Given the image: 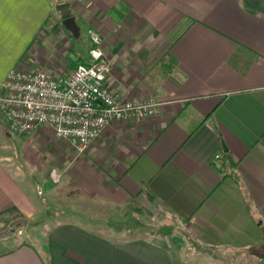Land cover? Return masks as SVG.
Masks as SVG:
<instances>
[{
	"label": "crops",
	"instance_id": "obj_1",
	"mask_svg": "<svg viewBox=\"0 0 264 264\" xmlns=\"http://www.w3.org/2000/svg\"><path fill=\"white\" fill-rule=\"evenodd\" d=\"M65 2L79 27L100 33L112 90L162 105L154 117L111 124L84 155L66 150L65 172L51 170L61 180L43 184L61 155L49 145L54 132L18 135L0 111V220L47 218L1 251L0 264H225L186 253L185 241L260 264L264 0ZM51 20L63 23L51 0H0V91L33 48L43 50ZM72 57L73 69L88 63ZM145 213L163 227L126 224Z\"/></svg>",
	"mask_w": 264,
	"mask_h": 264
},
{
	"label": "built area",
	"instance_id": "obj_2",
	"mask_svg": "<svg viewBox=\"0 0 264 264\" xmlns=\"http://www.w3.org/2000/svg\"><path fill=\"white\" fill-rule=\"evenodd\" d=\"M88 63L55 76L19 65L8 74L0 91V111L13 132L32 134L49 128L78 156L84 155L113 123L154 117L161 102L149 97L129 99L114 92L112 68L96 30L89 31ZM222 155H217L216 160ZM53 181L61 174L55 171Z\"/></svg>",
	"mask_w": 264,
	"mask_h": 264
},
{
	"label": "rangeland",
	"instance_id": "obj_3",
	"mask_svg": "<svg viewBox=\"0 0 264 264\" xmlns=\"http://www.w3.org/2000/svg\"><path fill=\"white\" fill-rule=\"evenodd\" d=\"M67 0H51V2L54 5V9H56V6L60 3H65ZM69 1V0H68ZM51 23V24H50ZM48 24V26L43 30L41 35L38 38V45L43 50H35L33 48V51H31L25 60L22 61L21 65H23L26 69L34 70V71H45L48 73H54L56 74H64L68 73V70H73V64H75L72 61V55H75L77 58H85L88 55V49L90 46V40H89V30H87V27L80 26V37L78 39L74 38L72 34H67L64 31V25L63 23H54L53 20H51ZM63 33V35H61ZM70 35V36H69ZM45 50H47L48 53H45ZM71 56V58H70ZM81 61V60H80ZM79 61V62H80ZM53 65H52V64ZM51 64L53 71L48 70L45 66ZM156 66L152 68V70L156 69V73L159 72L158 70H161L160 68H157V63H155ZM69 71V72H70ZM152 74L151 77L155 76ZM152 97V96H149ZM147 97V98H149ZM7 122V121H6ZM9 126V124H8ZM10 128V126H9ZM8 128V129H9ZM12 131V129L10 128ZM13 132V131H12ZM15 133V132H13ZM18 134V133H16ZM49 134V133H48ZM19 135V134H18ZM52 136V135H49ZM53 138V139H52ZM50 138L49 145H52L55 148V150L59 151L61 155L56 157L57 154H54L53 158L50 159L49 163L47 162V170L45 173L41 174V183L43 184L46 182L48 177H51V180H53L52 175L56 170L51 171L53 168H59L58 167L59 162H62L65 160V152L68 151V155L71 156V149L68 144L64 141L58 140L56 137ZM2 141V139H0ZM12 143V142H10ZM63 151V153H62ZM63 172H65V169H62ZM59 173V172H58ZM60 174V173H59ZM129 213H133V215L137 214V211H130ZM128 213V214H129ZM146 214V213H145ZM17 215L16 213H12L11 215L5 216L3 219L0 220V252L3 250H9L12 247H14L18 242L22 241L23 236L26 235L28 231H34L35 229H38L40 226L43 225L44 220L47 218L39 219L35 222L33 221H27L26 219H23L19 216L15 218ZM163 219H160L158 215H147L143 217H131L126 220V224L128 225H141L144 226L145 229H149L150 231H153L154 229H160L163 227ZM29 222V223H28ZM152 225L153 227H151ZM172 237L173 234H165ZM27 236V235H26ZM184 250L186 253H189L191 255L195 254H206L209 257H215L216 261H223L225 262L221 256L228 259H233L232 262L236 264H242L243 258H245L242 254V259H239V254L235 253H229L227 254V251H219V253L216 251L211 250H202L199 248V246L195 247V244L188 243L185 241V245H183ZM248 259V258H247ZM249 260V259H248ZM253 262V259H250V261L245 262L244 264H251ZM260 264H264V260L262 262H259Z\"/></svg>",
	"mask_w": 264,
	"mask_h": 264
},
{
	"label": "water",
	"instance_id": "obj_4",
	"mask_svg": "<svg viewBox=\"0 0 264 264\" xmlns=\"http://www.w3.org/2000/svg\"><path fill=\"white\" fill-rule=\"evenodd\" d=\"M56 10L61 15L66 30L70 32L74 38L78 39L80 37V27L78 26L75 18L71 15L70 4L67 2L60 3L56 6ZM259 257L264 259V245L259 253Z\"/></svg>",
	"mask_w": 264,
	"mask_h": 264
}]
</instances>
